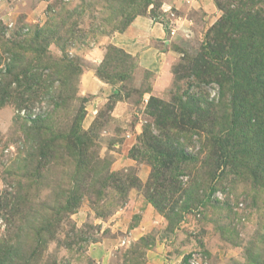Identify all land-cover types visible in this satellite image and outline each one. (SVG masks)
I'll use <instances>...</instances> for the list:
<instances>
[{
	"label": "rangeland",
	"instance_id": "1",
	"mask_svg": "<svg viewBox=\"0 0 264 264\" xmlns=\"http://www.w3.org/2000/svg\"><path fill=\"white\" fill-rule=\"evenodd\" d=\"M221 16L215 0H0V80L11 52L28 60L34 47L77 67L59 91L54 88L59 80H53L59 99L45 86L24 97L26 107H16L14 97L0 106V193H13L12 216L4 221L11 215L5 209L0 216V242L10 236L18 244L16 229L23 222L16 213L21 204L13 207L16 196L19 202L28 198L38 218L45 202L53 205L42 244L29 259L34 245L27 239L20 250L26 256L4 250V264H264V186L251 175L202 167L204 137L188 133L189 160L176 162L177 171L166 168L176 177L170 184L178 181L180 188L165 212L146 199L150 186L169 184L164 171L146 185L151 168L138 150L139 138L143 129L160 133L147 101L156 97L174 104L173 98L194 90L219 101V85H198L187 69ZM149 20L162 26L163 39L151 38ZM134 47L147 55L143 65ZM221 112L217 117L228 116ZM46 116L57 125L53 141L60 151L39 178L33 167L16 161L30 148L23 124ZM74 124L90 138L85 143L100 159L98 170L106 171L103 183L100 177L90 182V172L83 179L74 175V159L61 148L69 146L62 135ZM184 190L191 191L186 208ZM69 196H79V204L65 205Z\"/></svg>",
	"mask_w": 264,
	"mask_h": 264
},
{
	"label": "trees",
	"instance_id": "2",
	"mask_svg": "<svg viewBox=\"0 0 264 264\" xmlns=\"http://www.w3.org/2000/svg\"><path fill=\"white\" fill-rule=\"evenodd\" d=\"M262 1L215 0V4L222 11V16L205 33V43L192 59L187 71L189 75L193 74L198 85L209 82L219 85L221 95L216 104L208 101L199 90L186 92L185 97L181 94L173 98L174 104L166 103L156 97H150L147 101V113L160 133L154 135L149 129H143V135L139 138L141 147L138 150L146 157L151 168L146 185L154 183L164 171L165 177L169 178L167 187L161 189L152 185L150 186L152 191L147 190L148 194H146V199L151 205L162 213L165 212L170 198L180 188L176 184L178 181L173 185L170 184V180L176 177H169L167 171L169 168L177 171L179 166L175 164L176 162L189 160L184 152L186 142L191 139L188 133L197 134L199 139L204 137L205 143L203 142L202 147H206L207 152L204 156L205 164L202 167L209 165L214 172L216 169H221L225 173L251 175L253 183L264 186V8L261 6ZM19 47L22 48V46ZM44 51L34 47L36 56L33 57V55V58L30 57L28 60L18 51L9 52L11 56L7 74L0 80V106L14 97L16 107H26L27 99L24 98L26 95L30 97L34 91L45 86L48 91H52L53 80L56 78L59 81L54 88L59 91L65 80L71 78L77 67L63 58L46 57ZM57 91L54 90L55 94L52 91V96L57 94L56 97L59 99ZM58 99L56 98L57 106ZM221 111L228 112V116L223 113L217 117L216 113H222ZM56 127L51 116L38 118L29 127H26V123L22 126L26 140L30 142V148L29 152L25 153L24 157L21 155L22 158H18L20 160L16 163L21 162L23 166L33 167V176L41 178L44 164L54 159V154L60 151L58 143L53 141L58 136L56 134H59L56 133ZM72 127L75 129L61 134L65 143L69 145L64 144L61 148L74 159V175H80L83 179L82 177L85 176L83 174L90 172V182H95L94 180L100 177V182L103 183L106 171L98 170L101 162L90 152V144L87 143L90 138L87 139L88 136L80 130V125L74 124ZM204 134L206 135L203 136ZM135 149L131 150L132 154ZM165 161L167 166L162 168V163L165 164ZM20 167L21 165L18 168ZM190 192V190L182 192L185 196L183 208L188 207ZM12 195L11 192L0 193V216L4 209L8 215L11 213L4 217V221H9V217L12 216V209H10L13 203ZM70 196L65 201V205L79 204V196ZM18 197L19 195L15 198L17 203L13 205L15 211L19 204L22 207L16 212L18 221L23 222L22 226L18 225L16 229L18 244L17 246L12 244L13 238L10 236L1 240L0 264H4V250L6 255L7 251L11 250L15 256L19 253L25 256L30 254L26 258L29 259L43 242L44 228L46 230L48 228L45 217L48 215V208H52L53 205L45 206V202L41 213L44 215H38V218L28 198L20 199L19 202ZM166 214L168 224L172 225L173 221H176L175 218L170 217L173 214L172 210L167 211ZM31 215H35V218H31ZM32 220L38 225L32 223ZM47 231L49 233V230ZM51 234H48V237ZM26 239L29 244L34 245L31 253L28 254L20 251Z\"/></svg>",
	"mask_w": 264,
	"mask_h": 264
},
{
	"label": "crops",
	"instance_id": "3",
	"mask_svg": "<svg viewBox=\"0 0 264 264\" xmlns=\"http://www.w3.org/2000/svg\"><path fill=\"white\" fill-rule=\"evenodd\" d=\"M149 28L151 29L150 31L152 32L151 38H160V39L164 38L165 32L163 31V28L161 25H159L157 23L154 24V23H152V21L149 20ZM129 45L130 44H128V46ZM134 49H136V48L134 47ZM135 56L140 57L141 65H143L142 63L145 62L147 59V55L145 54V52H143V50L140 51V50L136 49Z\"/></svg>",
	"mask_w": 264,
	"mask_h": 264
}]
</instances>
